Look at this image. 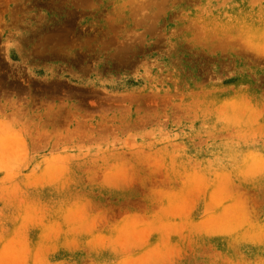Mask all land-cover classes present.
Listing matches in <instances>:
<instances>
[{
  "label": "rangeland",
  "instance_id": "374dc122",
  "mask_svg": "<svg viewBox=\"0 0 264 264\" xmlns=\"http://www.w3.org/2000/svg\"><path fill=\"white\" fill-rule=\"evenodd\" d=\"M0 264H264V0H0Z\"/></svg>",
  "mask_w": 264,
  "mask_h": 264
}]
</instances>
